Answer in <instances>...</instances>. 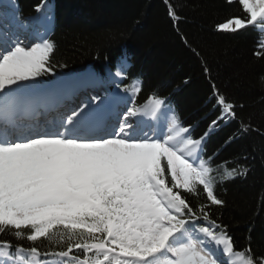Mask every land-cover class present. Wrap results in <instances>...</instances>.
Segmentation results:
<instances>
[{
	"label": "snow or ice",
	"instance_id": "snow-or-ice-1",
	"mask_svg": "<svg viewBox=\"0 0 264 264\" xmlns=\"http://www.w3.org/2000/svg\"><path fill=\"white\" fill-rule=\"evenodd\" d=\"M227 2L241 14L218 23V31H264V0ZM39 22L21 19L12 0L0 5V264H264L250 244L237 249L210 211L225 204L215 191L219 181L249 171L238 165L220 174L214 156H204L209 133L237 120V106L213 84L220 114L198 138L167 97L153 92L137 105L138 78L124 88L131 98L96 94L70 106L65 101L94 81L50 77L54 44L24 42L28 25ZM127 68L122 59L115 76L123 79ZM116 103L125 107L113 122ZM50 108L56 116L41 120ZM253 130L240 120L241 133ZM186 194H204L206 202L193 205ZM8 234L31 243L14 244ZM42 239L60 250L41 251Z\"/></svg>",
	"mask_w": 264,
	"mask_h": 264
},
{
	"label": "trees",
	"instance_id": "trees-1",
	"mask_svg": "<svg viewBox=\"0 0 264 264\" xmlns=\"http://www.w3.org/2000/svg\"><path fill=\"white\" fill-rule=\"evenodd\" d=\"M46 1L16 0L24 19ZM51 1L55 5L49 37L54 44L51 78L88 69L106 76L125 59L130 67L123 87L133 78L142 82L136 102L147 101L153 92L167 97L184 125L193 126L194 138L208 131L220 114L213 108V84L237 106V120L209 133L204 156H214L220 174L238 165L249 171L219 181L215 191L225 204L212 205L210 211L227 226L237 249L250 244L257 256H264V47L258 43L259 27L218 31V23L241 14L240 6L227 0H170L179 17L175 21L165 0ZM240 120L259 131L241 133ZM230 136L234 139L227 142ZM186 195L193 205L206 202L204 194ZM3 238L25 247L31 243L16 241L11 234ZM36 244L41 251L60 250L44 239Z\"/></svg>",
	"mask_w": 264,
	"mask_h": 264
},
{
	"label": "rangeland",
	"instance_id": "rangeland-1",
	"mask_svg": "<svg viewBox=\"0 0 264 264\" xmlns=\"http://www.w3.org/2000/svg\"><path fill=\"white\" fill-rule=\"evenodd\" d=\"M5 2V0H4ZM3 3V2H2ZM52 7L49 6H44L40 14L37 18H39V23L36 24L35 28L37 31V37H35L36 40H43L47 37L48 33L50 32L51 29V24H52ZM50 16L51 20L48 21L45 19V17ZM31 25H34V23H30ZM264 32V31H263ZM264 44V41H263ZM115 81H121L122 79L120 77L114 76ZM170 126V121L168 122ZM165 127H167V124H165Z\"/></svg>",
	"mask_w": 264,
	"mask_h": 264
},
{
	"label": "bare ground",
	"instance_id": "bare-ground-1",
	"mask_svg": "<svg viewBox=\"0 0 264 264\" xmlns=\"http://www.w3.org/2000/svg\"><path fill=\"white\" fill-rule=\"evenodd\" d=\"M41 8V7H40ZM87 80V78H85ZM70 84H74V83H81L80 80L77 79H72L69 81ZM82 90V89H81ZM79 92V91H78ZM78 92L76 94H78ZM70 99H72V96L70 97ZM112 119H115L114 115H112Z\"/></svg>",
	"mask_w": 264,
	"mask_h": 264
}]
</instances>
